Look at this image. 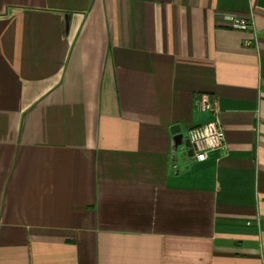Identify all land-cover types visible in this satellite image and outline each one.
<instances>
[{
	"label": "crops",
	"instance_id": "1",
	"mask_svg": "<svg viewBox=\"0 0 264 264\" xmlns=\"http://www.w3.org/2000/svg\"><path fill=\"white\" fill-rule=\"evenodd\" d=\"M0 264H264V0H0Z\"/></svg>",
	"mask_w": 264,
	"mask_h": 264
},
{
	"label": "built area",
	"instance_id": "2",
	"mask_svg": "<svg viewBox=\"0 0 264 264\" xmlns=\"http://www.w3.org/2000/svg\"><path fill=\"white\" fill-rule=\"evenodd\" d=\"M220 25L226 29L235 31H249L253 29L250 20L237 16H225L221 18ZM199 112L207 113L215 111L216 103L208 94H201L197 98ZM196 135L198 142L192 137ZM188 143L191 150V157L195 162H203L210 151L221 149L225 143V136L218 120L209 121L203 125L193 127L188 132Z\"/></svg>",
	"mask_w": 264,
	"mask_h": 264
},
{
	"label": "clouds",
	"instance_id": "3",
	"mask_svg": "<svg viewBox=\"0 0 264 264\" xmlns=\"http://www.w3.org/2000/svg\"><path fill=\"white\" fill-rule=\"evenodd\" d=\"M192 139H193L194 142H198V138H197L196 135H193Z\"/></svg>",
	"mask_w": 264,
	"mask_h": 264
}]
</instances>
